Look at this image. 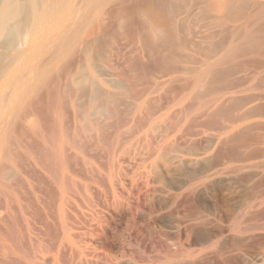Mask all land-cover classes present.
Segmentation results:
<instances>
[{
    "label": "bare ground",
    "instance_id": "6f19581e",
    "mask_svg": "<svg viewBox=\"0 0 264 264\" xmlns=\"http://www.w3.org/2000/svg\"><path fill=\"white\" fill-rule=\"evenodd\" d=\"M121 56H128L124 64ZM245 71L250 76L242 78ZM248 78L252 86H246ZM166 83L170 99L148 97ZM254 89L260 94L246 92ZM46 95L53 115L48 120ZM186 97L187 104L169 106ZM122 112L126 123L118 122ZM30 124H36L34 188L53 202L41 196L39 206L22 199L37 204V213L45 211L36 231L40 223L48 231L55 227L58 236L45 243L36 232V254L26 253L36 264H229L232 228L211 225L207 212L216 206L222 222L231 215L239 220L242 215L225 209L226 186L237 177L232 175L245 169L264 175V161L246 163L264 153V0H0V171L10 167L3 163L16 147L9 134ZM24 155L18 159H28ZM106 178L126 206L119 199L99 200ZM165 202L182 208L176 222ZM113 217L133 220V238L159 253L131 247L125 259L103 261L94 252L98 247H125L109 240L113 232L104 222ZM255 230H264V222L241 219L236 227L253 232L245 240L258 236L264 242V232ZM12 239L14 249H22L19 238ZM234 259L251 264L241 254Z\"/></svg>",
    "mask_w": 264,
    "mask_h": 264
},
{
    "label": "rangeland",
    "instance_id": "374dc122",
    "mask_svg": "<svg viewBox=\"0 0 264 264\" xmlns=\"http://www.w3.org/2000/svg\"><path fill=\"white\" fill-rule=\"evenodd\" d=\"M201 25V24H200ZM128 57V56H127ZM127 57H125V56H121V59H120V62H123V64H124V62H126V58ZM125 58V59H124ZM133 62H134V60H133ZM137 61L135 60V62L134 63H136ZM124 65H122V64H120L119 65V67H118V69L120 70L122 67H123ZM239 75H241L242 76V78H245L246 76L247 77H249L250 75H249V73L247 74V71H245V72H242V73H240ZM240 76V77H241ZM246 77V78H247ZM248 79H249V81H248ZM247 79V83H246V86H252L253 85V81H252V79H250V78H248ZM178 81V80H177ZM174 82H176V81H174ZM171 85V83L169 84V83H166V84H164V86H162L160 89H158V90H155L154 92H150V95L148 96L149 98L150 97H158L159 95H162V94H164L163 96H166L167 98H168V94H170V97H172L174 94H173V92H170V93H168L167 94V92L164 90V88H166V86L167 87H169ZM179 84H176V86H178ZM175 86V85H174ZM246 92H248V93H251L252 92V94H254V93H256V94H260L259 93V90H256V89H254V90H246ZM45 93H47L46 91H45ZM239 94H242V93H239ZM45 95V94H44ZM62 95L63 96H61V97H63L64 99L63 100H65L66 99V101L68 100V98H69V96L68 95H66V93L65 92H62ZM156 95V96H155ZM256 96H258V95H256ZM45 97V98H44ZM51 98V96H49V95H46V96H43V98H44V100H45V104L47 105V106H45V108H46V115H47V113H49L48 111H47V109H48V103L50 104L51 103V100H50V98ZM165 98V97H164ZM259 98V97H258ZM168 99H170V98H168ZM50 100V101H49ZM191 99H190V97H186V98H184V99H182V100H178L177 102H171L170 104H169V106L171 107V108H178V107H181V106H183V105H185V104H187V102H189ZM65 101V102H66ZM257 102H260V100L259 99H257V100H255V102L254 103H257ZM122 110V109H121ZM117 110H115L113 113H116L115 115L117 116L116 118H118V113L120 112L121 113V111L120 110H118L119 112L117 113L116 112ZM122 111H124V110H122ZM125 112V111H124ZM124 112H122V114H119V116L120 117H122V115H123V119H121V120H118V119H116L115 121L117 122V120H118V122H125V120H128V119H126V117L128 116H126V117H124V115L125 114H127V113H125L124 114ZM51 113H49L47 116H46V118L47 117H49L50 119H53V115L51 114ZM52 116V117H51ZM119 117V118H120ZM49 119V120H50ZM47 120H48V118H47ZM127 122V121H126ZM125 122V123H126ZM121 124H123V123H121ZM35 127V128H34ZM20 129L18 130L19 132H18V135H14L12 132L10 133V134H12L13 135V137H11L10 136V134H9V140L10 141H12L11 140V138L13 139V141H12V146H13V144H16V147H17V149H15L16 147H10V149H9V151H10V158H8L3 164H5V166L6 165H8V166H10V167H8L7 168V166H6V170H4V169H1V171H0V254H3L2 256L0 255V260H1V262H0V264H8V262H9V264H10V262H14L15 264H17L18 263V258H20L21 260H23L24 262H27V263H25V264H36V258H31V257H29L27 254H30V255H33V254H36V245H34V244H36V232L38 233V240H41L42 242H45V243H47L49 240H52V239H54L56 236H57V233H53V232H57V230L55 229V227H51L50 229H49V231H48V229H46V227L44 226L43 227V224H40V223H37V226L39 227V228H41V229H39V230H37L36 231V221H38V215H39V218L40 217H42L44 214H45V211L43 212V211H41V212H43L44 214H41L39 211H40V209H41V207L39 208V206H40V202H41V196L43 197V199H45V200H47V202H48V200H49V197L51 198L50 199V203L51 202H53V200H52V196H50V195H48V194H46V196L45 195H43V194H41V193H38L37 191H36V188H34V187H36V182H35V175L34 174H32V173H34L33 172V170L31 169V168H33V169H36V163L34 164V159H36V151L33 153V152H31V150L33 149V150H36V145H34V147H33V144H35L36 143V141L35 142H33L34 140H36V124H30V127H19ZM22 128H23V130H22ZM31 128V129H30ZM34 128V129H33ZM27 129V130H26ZM25 130V131H24ZM35 131V133H33L34 131ZM23 132V133H22ZM19 134L21 135L20 137H19ZM25 134H27L26 136H25ZM30 134V135H29ZM32 135V136H31ZM28 136H30V137H28ZM25 139V140H23V138ZM31 138V139H30ZM10 141L8 142V144H11L10 143ZM23 141V142H22ZM29 141V142H28ZM15 142V143H14ZM25 142H27V143H32V145H31V147H29L28 145H27V143H25ZM24 146H21V144ZM9 146H11V145H9ZM9 146L7 145V148H9ZM25 147H26V150H25ZM33 147V148H32ZM264 148V143H262L261 145H260V148ZM13 149H15V150H13ZM17 150H18V152H17ZM13 152H15L14 154L17 156V157H15L14 155H12L13 154ZM20 152H22V153H20ZM20 153V154H19ZM28 157V159H22L21 157H20V160L18 159L19 158V156H23L24 154ZM129 153L132 155V151L130 150L129 151ZM24 155V156H25ZM261 155V156H260ZM258 157H256L255 159H252V160H249V161H247L246 163H262L263 161H264V153L263 154H260ZM25 156V157H26ZM15 157V159H13ZM24 157V158H25ZM26 157V158H27ZM262 158V159H261ZM22 159V160H21ZM16 160V162H14ZM20 161V164H18L19 163V161ZM32 161V163H33V165H32V163H30L29 161ZM24 161V162H23ZM18 162V163H17ZM21 162H23V163H21ZM30 163V165H29V163ZM25 163V165H26V163H27V165L25 166V165H22V164H24ZM240 164V162H233L232 163V166H237V165H239ZM107 165L108 164H106L105 166V168H107ZM20 166V167H19ZM25 166V167H24ZM34 166V167H33ZM28 167H30V169L31 170H29L28 169ZM25 168V169H24ZM27 171V174L29 175H26V172H22V171ZM13 171H14V173H16V174H14L15 175V177H14V175L12 176V177H14V178H12L11 177V174H13ZM29 171V172H28ZM30 171H32V172H30ZM105 171V170H104ZM248 171V172H247ZM6 172H7V174H6ZM12 172V173H11ZM107 171H105L104 173H106ZM242 172V173H241ZM241 172H239V173H234L232 176H234V177H238L239 178V176H240V178H244V180L242 181V179H237L236 180V178H233V179H235L234 181H233V179L232 180H230V182H232V184L229 182V184L226 186L227 188H226V191H225V198H226V200H227V207L225 208V209H227V210H230V211H232V212H234V213H236V214H238V215H242L241 217H240V219L239 220H241V219H246L247 220V223L249 222L250 224L252 223H256V222H259V223H261V222H264V219H261L260 217H259V219H258V216H257V219H256V217H254L255 215H262V212L261 211H263L264 212V193H263V191H264V175H262V171H260V170H257V169H245L244 171H241ZM247 172V175H246V178L249 180H247L246 178H245V173ZM9 173H11L10 174V176H9ZM249 173H252L253 174V176H251V175H249ZM256 173H258V174H256ZM4 174H6L5 176H4ZM20 174V175H19ZM31 174V175H30ZM35 174H36V172H35ZM255 174V175H254ZM8 175V176H7ZM19 175V176H18ZM17 176L19 177V178H21L20 180L22 181V182H26V184H24V183H22L21 181H18V183H19V185L16 183V178H17ZM31 176V177H30ZM262 176V177H261ZM6 177H7V179H6ZM11 178V180H10V178ZM33 177V178H32ZM9 178V179H8ZM19 178H18V180H19ZM24 178V181L22 180ZM13 179V180H12ZM107 179V178H106ZM104 179L106 182H108V186L104 183V185H106V188H105V186L104 185H100V193H99V200L101 199V201H105V202H112L113 201V199H119V201H122V204L121 205H123V206H126L125 205V203H126V200L124 199V197H121V196H117L118 194L110 187V184H109V180L107 179ZM258 179V180H257ZM261 179H263V180H261ZM261 180V181H260ZM12 181V182H11ZM256 183H255V182ZM257 181H258V183H257ZM3 182V183H2ZM16 183V184H14V183ZM33 184H32V183ZM245 182V183H244ZM13 185H12V184ZM23 184V185H21V184ZM236 183V184H235ZM260 183H263V184H261L260 185ZM239 184H240V186H239ZM258 184V185H257ZM34 185V186H33ZM235 185V186H234ZM236 185L239 187H237V188H235L236 187ZM260 185V186H259ZM20 186V187H19ZM242 186H244L243 188H242ZM251 186L253 187V188H251ZM18 187V188H17ZM21 187H23V188H21ZM28 188V189H27ZM108 188V189H107ZM109 188H110V190L111 191H109L108 192V190H109ZM234 188V189H233ZM248 188H250L249 190H248ZM19 189V190H18ZM28 191H27V190ZM243 189V190H242ZM253 189V190H252ZM262 189V190H261ZM17 190V191H16ZM25 190H26V192H25ZM105 190H107V192L108 193H110V194H108V193H106V191ZM228 190V191H227ZM233 190V191H232ZM235 190V191H234ZM241 190V191H240ZM252 190V191H251ZM257 190V191H256ZM261 190V191H260ZM31 191V193L29 194V192ZM230 191H232V193L230 192ZM237 191H239V192H237ZM250 192V195L248 194V192ZM16 192H18V193H16ZM20 192L24 195H22L21 194V197L19 196V194H20ZM115 192V193H114ZM243 192V193H242ZM259 192H262L263 194H258ZM116 194V195H115ZM234 194V195H233ZM254 194V195H253ZM29 195V196H28ZM39 195V196H38ZM101 195H103V198H102V196ZM233 195V196H232ZM240 195V196H239ZM259 195V196H258ZM12 198H11V197ZM32 196H33V199L35 200V201H33V199H31L32 198ZM108 196H110V197H108ZM243 196V197H242ZM253 198H252V197ZM256 196H258V197H256ZM238 198V199H234V198ZM3 198V199H2ZM10 198L12 199V200H10ZM22 198H25V199H29L32 203L33 202H36L39 206H37V208H39V211H38V213H37V210H36V206L35 205H37V204H32L31 202H30V204H28L29 202L28 201H26L25 199H22ZM111 198V199H110ZM243 198V199H242ZM245 198H246V201H244L245 200ZM1 199H2V203H4L3 205H4V207H3V205L1 206ZM27 199V200H28ZM87 199H88V197H87ZM105 199V200H104ZM109 199H110V201H109ZM230 199V200H229ZM233 200V201H232ZM55 201H57V200H55ZM256 201V202H255ZM22 202V203H21ZM28 202V203H27ZM46 202V203H47ZM243 202V203H242ZM252 202H253V204H252ZM15 205H14V204ZM24 203V204H23ZM49 203V202H48ZM23 204V205H22ZM166 204H168V205H166ZM231 204V205H230ZM255 204V205H254ZM24 205H26L25 206V208H27V209H25L24 208ZM174 205V207H172ZM235 205H236V207H235ZM254 205V206H253ZM16 207V208H14V207ZM30 206V207H29ZM177 207V209H176V207ZM229 206H233V207H229ZM1 207H2V209H1ZM33 209H32V208ZM173 208H175V209H173ZM178 208H179V210H181L182 208L179 206L178 207V205H175V204H171V203H164V211L165 212H169L171 209V211L168 213L169 215H170V213L172 212V213H174L175 215H170L171 217H173V219L175 220V222H176V220L178 219V216L180 215L179 214V211H178ZM211 208L213 209L212 211H213V213L212 212H210V210L207 212V214H208V219H210V221L209 222H211V225H219V224H222V223H224V224H227V225H230L231 226V232H233V234H235V233H237V234H235V236L232 234V237H233V239H232V244L234 245V246H231V258H229L228 259V263L230 264V263H232V264H236V262L235 261H237L236 259H234L235 257H236V255L237 254H241V255H243L251 264H254V262H255V260H257V259H259V260H261V259H264V254H262V253H264V242L262 241L261 242V239L258 237V236H254V237H257V239L259 238L260 239V241L259 240H257L256 238L254 239H252L251 237H252V231H248V232H246V233H239V232H237L236 231V227H237V224L239 223V220L238 219H236V217H233V215H231V216H229L227 219H226V222H222L221 220H219V218H218V208L215 206H211ZM234 208V209H233ZM252 208V209H251ZM258 208V209H257ZM262 208H263V210H262ZM14 209H17V210H14ZM255 209V210H254ZM258 211H257V210ZM34 210H36V211H34ZM143 210V209H142ZM174 210H177V211H174ZM236 210V211H235ZM252 210H254V211H252ZM16 211V212H15ZM30 211V212H29ZM144 212H145V209L143 210ZM174 211V212H173ZM247 211H248V213H247ZM252 211V213H250ZM26 212V213H25ZM259 212H261V213H259ZM10 213V214H9ZM18 213H19V215H18ZM171 213V214H172ZM257 213V214H256ZM176 214H178V215H176ZM213 214V215H212ZM217 214V215H216ZM250 214H252V216L254 217V220H253V218L251 219V215ZM264 214V213H263ZM3 215V216H2ZM18 215V216H17ZM35 215H37V217L35 216ZM251 217H250V216ZM13 216V217H12ZM15 216V217H14ZM217 216V217H216ZM19 217V218H18ZM33 217V218H32ZM243 217V218H242ZM251 219H249V218ZM262 217H263V215H262ZM18 218V219H17ZM22 218V219H21ZM264 218V217H263ZM22 221H21V220ZM115 219V220H114ZM211 219H212V221H211ZM214 219V220H213ZM257 221H256V220ZM9 220H10V222H9ZM19 221V223H18V221ZM27 220V221H26ZM120 220V221H119ZM33 223H32V222ZM117 221V222H116ZM123 221V222H122ZM6 222H9V223H12L11 225H9V223H6ZM23 222V223H22ZM148 222L150 223V226L153 228L155 225H154V222H153V220H148ZM178 222V221H177ZM21 223H22V225H21ZM110 223H111V225H110ZM113 223V224H112ZM118 223H120V224H118L120 227H118V225L117 224ZM147 223V221L145 222V224ZM15 226H14V225ZM35 224V226H33ZM104 224H106L110 229H111V231L113 232V239L111 238H109V240L110 241H114V242H116L117 244H119V245H121V246H125V247H123V248H121V250H115L114 252H111V251H108V249L107 248H103V247H98L97 248V250H93L96 254H99V252H100V256H102L101 254H103L104 255V257H102V258H104L103 259V261H108V257L107 256H111V257H115V258H118V259H125L127 256L126 255H128L129 254V252H134L133 250L135 249V252L137 251V252H140L141 254H143V252H145L144 254H154V253H159V251L160 250H158L157 251V249H154V248H152V246L150 245V243H140L139 241H136L135 240V238H133V237H135V235H136V226H135V224H134V222H133V220H127V219H123V220H121L120 218H118V217H113V219L112 218H108V220L107 221H105L104 222ZM2 226V227H1ZM25 226V227H24ZM43 228H42V227ZM13 227H15V228H13ZM22 227H24L23 229H22ZM4 228V229H3ZM5 228H6V230L8 231L7 232V234H6V231H5ZM34 228V229H33ZM25 229V230H24ZM47 231H46V230ZM117 229V230H116ZM40 230H42V232L40 231ZM53 230V231H52ZM55 230V231H54ZM119 230V231H118ZM124 230V231H123ZM130 230V231H129ZM145 228H143L142 229V232H143V234H145ZM45 231V233H43ZM23 232V233H22ZM35 232V233H34ZM133 232V233H132ZM254 232H256V233H260V232H264V230H255ZM5 233V234H4ZM27 233V234H26ZM41 233H43V234H41ZM48 233H50V234H48ZM53 233V234H52ZM24 234H26V235H24ZM46 234H47V236H46ZM52 234V235H51ZM56 235V236H54V238H51V237H53V235ZM40 235H41V237H40ZM44 235V236H43ZM48 235H51L50 237L48 236ZM134 235V236H133ZM159 235L160 236H162L160 233H159ZM251 235V237L250 238H248L249 236ZM13 236H15V237H18L19 238V241H20V244H21V247H22V249H20V250H16V249H14V247H13ZM238 236V237H237ZM245 236H248V237H246L247 239L245 240ZM243 237H244V239H243ZM46 240H45V239ZM50 238V239H49ZM58 238V236L55 238V240ZM120 238H122V239H120ZM164 238V237H163ZM238 238H240V239H238ZM48 239V240H47ZM131 239V240H130ZM43 240H45V241H43ZM125 240V241H124ZM241 242H240V241ZM252 242H250V241ZM253 240H255V241H253ZM54 241V240H53ZM135 241V242H134ZM257 241V243H255ZM133 242V243H132ZM248 242V243H247ZM252 244V245H250V243ZM261 243V244H259V243ZM136 243V244H135ZM263 243V244H262ZM24 244V245H23ZM244 244H246L247 246H245ZM127 245V246H126ZM132 245V246H131ZM238 246L236 249H234L235 248V246ZM1 246H3V248H5V249H7V251L4 249H1L2 247ZM31 248H30V247ZM149 246H150V248H149ZM242 246V247H241ZM245 246V247H244ZM248 246H253V247H251V249H250V247H248ZM256 246V247H255ZM26 247V248H25ZM134 248V249H132V248ZM142 247V248H141ZM146 247H148V248H146ZM234 247V248H233ZM240 247V248H239ZM255 247V248H254ZM128 248V249H127ZM211 249H215V250H217L216 248V246H211L210 247ZM239 248V249H238ZM253 248H254V250H253ZM125 249V250H124ZM242 249V250H241ZM250 249V250H249ZM2 250V251H1ZM28 250H30V252L28 251ZM138 250H140V251H138ZM150 250V251H149ZM251 250H252V252L253 253H255L256 251H257V253H255V255H253V258H251V254H253V253H251ZM4 251V252H3ZM98 251V252H97ZM128 251V252H127ZM250 251V252H249ZM3 252V253H2ZM7 252L8 253H11V255H12V257H14V258H17V259H15V261H14V258H13V260H12V258H11V256L10 257H8L9 255L7 254ZM249 252V254H247ZM259 252L262 254H259ZM27 253V254H26ZM125 253H126V255H125ZM251 253V254H250ZM6 255V257H5V255ZM118 254V255H117ZM8 255V256H7ZM257 255V256H256ZM232 256H234V258H232ZM254 258H255V260H254ZM3 259H4V261H3ZM20 259H19V264H22V263H20ZM232 259V261L230 262V260ZM235 261H234V260ZM6 260H8L7 262H5ZM16 260H17V263H16ZM23 261H21V262H23ZM235 263H234V262ZM14 263H12V264H14ZM216 263V262H215ZM237 263L239 264V262L237 261ZM24 264V263H23ZM217 264V263H216Z\"/></svg>",
    "mask_w": 264,
    "mask_h": 264
}]
</instances>
